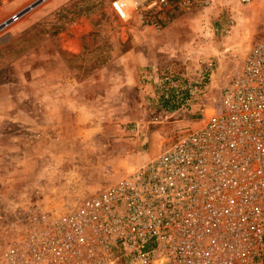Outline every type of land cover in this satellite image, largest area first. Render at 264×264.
<instances>
[{
	"label": "rangeland",
	"instance_id": "374dc122",
	"mask_svg": "<svg viewBox=\"0 0 264 264\" xmlns=\"http://www.w3.org/2000/svg\"><path fill=\"white\" fill-rule=\"evenodd\" d=\"M36 1L0 0V23ZM115 1L43 0L0 31V247L31 203L75 205L139 167L150 136L159 151L202 125L264 40V0L176 8L160 30L120 20Z\"/></svg>",
	"mask_w": 264,
	"mask_h": 264
},
{
	"label": "built area",
	"instance_id": "2783aa9c",
	"mask_svg": "<svg viewBox=\"0 0 264 264\" xmlns=\"http://www.w3.org/2000/svg\"><path fill=\"white\" fill-rule=\"evenodd\" d=\"M250 2L117 0L112 9L160 30L176 8ZM219 102L202 125L75 205L19 211L0 264H264V40L230 70Z\"/></svg>",
	"mask_w": 264,
	"mask_h": 264
},
{
	"label": "crops",
	"instance_id": "0c3cea01",
	"mask_svg": "<svg viewBox=\"0 0 264 264\" xmlns=\"http://www.w3.org/2000/svg\"><path fill=\"white\" fill-rule=\"evenodd\" d=\"M138 61H137V63L138 64H141L140 62H142V61H140L139 59H137ZM141 66V65H140ZM63 106L65 107V109H64V113H63V115H66V114H71V112H74L75 110H72V108H71V106L73 105L72 103H69L70 101L69 100H63ZM53 105H55V104H53ZM67 107V108H66ZM68 109V110H67ZM54 111V109H51V118L52 117H54L55 118V113L53 112ZM65 112H67V113H65ZM54 114V115H53ZM60 118V117H59ZM54 122V121H53ZM149 141H150V146H149V149L147 150V153L144 155V156H140L138 159H135V162H136V165L137 166H141V165H143L146 161H148L150 158H152V157H155V156H157L158 155V153H159V151H158V144H157V137H156V134H154V135H152V137L150 136V139H149ZM8 149H6V151H7ZM7 153V152H6ZM2 154V153H1ZM143 159H145L144 161H143ZM1 163H3V162H1ZM136 166V167H137ZM113 176L115 175V174H112ZM120 175H117V178L119 177ZM114 177H116V176H114ZM110 180H112V179H110ZM104 183L103 182H99V183H97V184H94V186H102ZM79 192V196L81 197V198H83V197H85V196H87V195H90V194H92V193H95L96 191H93L92 193L91 192H89V191H78Z\"/></svg>",
	"mask_w": 264,
	"mask_h": 264
},
{
	"label": "water",
	"instance_id": "95a60500",
	"mask_svg": "<svg viewBox=\"0 0 264 264\" xmlns=\"http://www.w3.org/2000/svg\"><path fill=\"white\" fill-rule=\"evenodd\" d=\"M41 1H43V0L36 1L34 4H32L31 6L27 7L25 10H23L22 13L27 12L29 9H31L32 7H34L36 4H39Z\"/></svg>",
	"mask_w": 264,
	"mask_h": 264
}]
</instances>
